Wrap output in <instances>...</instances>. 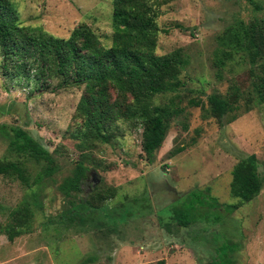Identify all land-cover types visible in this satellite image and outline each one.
I'll return each mask as SVG.
<instances>
[{"label":"rangeland","instance_id":"obj_1","mask_svg":"<svg viewBox=\"0 0 264 264\" xmlns=\"http://www.w3.org/2000/svg\"><path fill=\"white\" fill-rule=\"evenodd\" d=\"M9 1L23 27L67 39L86 25L103 47L111 46L112 0ZM164 1L156 21V54L181 50L188 64L181 73L183 88L153 99L154 106L181 111L169 122L152 163L141 149L142 126L133 118L120 117L108 126V143L88 147L84 141L80 148L72 135L82 122L76 109L83 86L56 90V80L42 88L33 79L6 75L0 54V163L22 162L30 182L40 172L39 165L19 160L9 149L6 133L20 128L59 165L53 178L31 187L0 175V264H264V103L254 90L262 68L251 67L245 57L224 68L214 63L217 38L239 21H264V0H256L259 11L247 0ZM213 94L236 110L222 119L210 116L207 100ZM110 99L116 102L117 94ZM251 155L262 188L254 200L232 211L229 206L238 200L230 194L231 172ZM79 163L88 176L81 193L66 198L59 186ZM91 172L100 177L95 186ZM207 188L223 209L201 205L198 198L195 208L187 204L188 193ZM99 193L113 194L103 202L115 210L105 221L97 214L94 224L81 222L84 211L75 203L95 201ZM185 204L195 229H177L180 218L174 211Z\"/></svg>","mask_w":264,"mask_h":264},{"label":"trees","instance_id":"obj_2","mask_svg":"<svg viewBox=\"0 0 264 264\" xmlns=\"http://www.w3.org/2000/svg\"><path fill=\"white\" fill-rule=\"evenodd\" d=\"M112 2V43L109 47H103L86 25L75 28L67 39L54 37L41 28L23 27L10 1L0 0L2 68L4 74L33 79L42 88H48L54 80L57 81L56 90L83 86V96L76 109V116L82 122L72 135L73 139L80 142L79 147L84 149V141L90 142L88 147L96 142L108 143L111 129L107 127L120 117L133 118L142 126L141 149L148 163H152L166 139L169 122L181 111L154 106L153 99L178 93L183 88L181 73L188 62L181 50L162 56L156 54L160 33L156 21L161 15L160 8L165 4L164 0ZM247 2L254 10L261 9L256 0ZM217 41L219 48L214 62L217 67L224 68L226 62L245 57L251 67L262 68V76L254 83V92L257 99L264 103V21H239L227 28ZM112 92L118 97L113 103L110 99ZM127 99L132 102L129 104ZM207 103L210 116L218 119L237 108L216 94L209 96ZM237 114L232 115L228 122L235 121ZM6 135L10 151L19 160L36 163L41 170L30 182L22 162H6L0 163V175L15 177L31 187L53 178L59 171L53 154L26 131L17 128ZM183 150L180 148L170 152L169 158ZM231 175L230 194L238 203L230 205L229 209L236 211L242 204L254 200L262 188L255 155L240 160L233 167ZM87 176L88 169L81 163L77 164L72 175L60 184L59 191L64 197L73 198L81 193ZM208 192V188L191 191L188 193L191 203L187 204L195 208L198 198L201 205L223 209L224 206L209 196ZM99 194L95 201L80 199L75 203L84 211L81 222L94 224L97 214L104 216L105 221L109 217L107 215L115 210L103 202L113 194L106 197ZM187 204L183 209L176 208L174 211L180 218L177 229L192 228L189 220L191 208L185 209ZM203 209L200 217L205 218ZM168 226L165 224V227ZM20 234V231L15 232L16 236ZM8 239L12 241L14 235H8ZM158 264H165V261L161 260Z\"/></svg>","mask_w":264,"mask_h":264},{"label":"water","instance_id":"obj_3","mask_svg":"<svg viewBox=\"0 0 264 264\" xmlns=\"http://www.w3.org/2000/svg\"><path fill=\"white\" fill-rule=\"evenodd\" d=\"M90 175L92 177L93 186H95L97 183H99L100 177L95 172H91ZM87 196H88V194L85 195V197H87Z\"/></svg>","mask_w":264,"mask_h":264}]
</instances>
